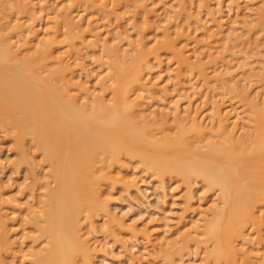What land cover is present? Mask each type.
I'll use <instances>...</instances> for the list:
<instances>
[{"label": "rangeland", "instance_id": "374dc122", "mask_svg": "<svg viewBox=\"0 0 264 264\" xmlns=\"http://www.w3.org/2000/svg\"><path fill=\"white\" fill-rule=\"evenodd\" d=\"M10 1L11 4L10 2L7 1L8 4H10L7 6H12V8L6 7L7 9L5 8L6 10L4 9L3 10L4 12L3 11L0 12V17L2 19L5 18L3 19L2 22L5 21L4 23L6 22L9 23V26H11L10 30L13 28L14 31V32L11 31L12 33H10V36L12 34L11 37L9 36L10 38L15 37L14 39L13 38L10 39L12 40V42L10 41V43L13 44L16 43L14 44V46L15 45L18 46V44L21 45L24 42L23 40L27 39L26 37L27 34L25 35L22 32V30L24 31L25 28H29L31 26H33L36 29V33L39 35V37H42L43 39L46 40L48 39V41H50L51 39H56L53 40L56 43L54 44V47L56 46L57 49H59V51L63 53L62 55L67 58L66 60L70 59L72 68L70 69V71H68L70 72L69 79L72 78L70 80L74 81L77 84L76 85L74 82H71L76 87H74L73 85H69L70 80L68 79L69 80L68 89L69 87L71 88V86L74 87V88L72 87V90L69 89L70 93L72 91H73L72 93H74V91L77 90V87L79 91L81 90V87L82 88L85 87L86 89L88 88L89 92L92 91L93 99L101 98V100H104L106 102L109 101L108 99H110L111 102L113 101L112 100L113 90L109 88L107 90H103L102 92L100 80L104 79L106 75L108 76L109 74H111V71L109 70L110 59L107 57L108 53L106 51L107 49L111 51V49L115 45L114 48L120 49L122 55L123 54L127 55V58L129 59L126 58V61L131 60L132 58L135 59L139 57L137 60V65L140 67V69H143L142 76L144 77L146 76L145 78L144 77L142 78L143 82H141L144 85V87H142L140 93L139 90L138 91L136 90V92L131 91L130 94L132 96L131 95L130 96L131 99L136 101L138 104L140 105H142L141 103L145 104V106L142 105L139 108H141L143 112L145 111L147 113L146 114L144 112L146 116L147 115L150 116V117L147 116V118L152 123V125L148 127V130L153 131L152 133L163 135L173 132L176 135L179 131V126H180L178 124V121L176 120L177 117H180V119H182L181 121L185 120L183 123L184 125L187 126V128L190 127L193 118H196L197 120L201 119L200 122L202 123L203 126L205 125L204 127H206L205 128L206 131L211 132L212 129L218 128V127L215 128V126H218L219 114L225 115L232 108H234L236 111L240 113L239 114L237 112L239 115V119L241 117L242 118L240 120L238 118H234L237 116L236 113L234 112L235 110L232 109L233 110L232 113L228 115L229 127H231L234 124V122L237 121L238 123L236 127H234V130L237 131L236 133L239 134L238 136H240L241 133L245 134L246 129L248 132L250 131L248 130L250 123H248L249 121L248 122L246 121L249 118H245L246 117L245 111L246 109H248V106L250 108L249 100L242 97L243 95H241L240 93H237L238 92L237 90H235L236 92H233V90L228 89L229 85L232 86V84H229L226 87H223L224 85L220 86L219 87L220 89L216 87L218 92L215 97L213 96L214 98L211 97L209 94H206L208 90L205 89V87L203 86H198L200 85V78L197 75L198 71L194 70L193 72L191 71L189 72L187 65L183 64L185 66L184 68V66L179 64V61L177 63L178 57L176 55V52L174 50L167 48L166 46H164V44L169 43L171 41V38H174L175 35L173 34V32H175L174 29H176L177 26L176 24L182 23L181 26L182 25L183 26L181 27L179 25L180 26L179 28H181V31L185 32L184 34H182L181 32L182 38L180 39L182 41L184 39L183 41L184 43L182 42L183 43L182 45L185 46L184 53L186 57L190 59V61H194V59L196 58L194 53L195 51L196 52L199 51L197 47V41L199 38L200 39L205 38L203 39L204 41L207 40L208 36L210 37V35L208 34H207L208 36L206 35L207 37L204 35L206 34V32H209L207 30L211 25H212L210 27L211 29L213 30L216 29V31H218V28L214 27V25L216 26V22L217 23L224 22L226 26L223 25L224 27L223 29L224 31L226 30L229 31V32L226 31L227 34L232 32L233 29V31L236 32L237 34L244 35V31L246 30L245 22L246 20L252 21L256 17L257 15L256 11L262 5L261 0H239L240 1L239 5L238 3L234 4L233 2H231L232 0L230 1L229 0H213V1L188 0V2L186 0V7L183 11H181L182 16L179 17L178 19H175V16L180 12V4L176 3L178 0H95V1L94 0H32V1L10 0ZM35 3H37V5ZM208 3L210 4V6L208 5ZM232 3L235 6V8L232 5ZM255 6L258 8H256ZM166 8L169 11H166ZM254 8H256V10ZM36 9H37V13H36ZM147 9H149V12H147ZM38 10L39 11L41 10V12H39ZM253 10H255V12H253ZM213 11L215 12L213 13ZM2 14L6 16L4 17V15L2 16ZM6 17L8 18V20L10 19L11 21L10 20L8 21ZM67 17L71 19L70 21L74 23V26L76 28L75 29L76 31L75 30L73 31V34L76 33V35H74L75 38L73 34L69 32L68 29L69 26L68 25L64 26L66 24ZM228 17H230V19ZM161 20L163 21L165 20V22ZM180 20H183V22ZM230 20L231 22L232 21L234 22L232 23L227 22ZM203 24H205V26ZM20 26H22L23 28ZM63 26L66 28H64ZM15 27L19 30L16 29L17 31H15L14 30ZM185 27H187V29ZM258 29H255V31L253 32L252 37L253 38L255 37V39H253L252 42H246L249 38L248 37L249 35L247 36L245 31V35L243 36L244 38L240 42L241 44L239 43V46L237 45L238 47H240L241 50L239 49L240 51L239 52L237 51L238 49L236 48L237 60L235 59L234 63L239 62L238 64H240L241 63L240 61H242V59L244 58V60L246 59L247 61L251 62L252 64L251 66L256 67V68L254 67L253 70L251 71L252 73H250L252 74L251 76L252 78L251 77L248 78L250 82L248 80L247 81L249 83H247V81H244L242 82L243 85L241 86H243L245 89L247 88L248 91L247 95L250 96V98L252 99L256 98L255 100L257 102L259 100L258 103L263 104L264 102V93H263L264 91V66H263L264 65L263 64L264 63V59H263L264 32H262V30L264 29L262 30L261 29L258 30ZM104 30L106 31V33L103 34V32H105ZM257 30L260 32H258ZM20 31L21 34L16 33ZM96 32L99 34L98 36L94 35V33ZM191 33L193 34V36ZM226 33L224 32V34ZM22 34H23L22 38L25 37V39L22 38L20 39V37H18L21 36ZM175 34L177 35V33ZM67 35H69L70 37L68 38ZM172 35L173 37H171ZM197 35H199V38ZM86 37L88 40L86 39ZM70 38L72 39V41L70 40V42H68ZM217 38L210 37L208 38V40L214 41ZM82 39L84 40L86 39V40L82 43ZM94 40L95 42H93ZM53 41L51 40V42ZM72 42H73V46L70 47V43ZM229 43H231V41ZM35 45L36 48L34 47ZM35 45L33 46L34 49L30 48L28 51L27 50L25 51L29 52L30 54L36 53L38 51L37 48H39V46H37V44ZM142 46H147L145 48L146 49L148 48L147 51L149 50L151 51V53L156 48L158 47L161 48L156 50L155 53L148 54L147 52L141 53L140 48ZM20 50L24 51V48L23 49L21 48ZM31 50L32 52H30ZM73 55L74 56L76 55L75 61L73 60L75 58ZM140 55H142L141 56L142 58L144 57L142 60ZM131 61L130 63L133 62ZM184 70L186 71L185 73L183 72ZM243 72L244 70L242 68H238L236 73L238 76H241L239 74ZM150 78L153 82L150 80ZM152 78H154L155 80ZM148 82L149 84H147ZM185 82L187 84H185ZM160 83L161 85H159ZM171 86L174 87V89ZM186 87L188 89H186ZM243 87L241 88V90L243 89ZM213 92H216L215 89ZM78 93L75 94L77 95ZM132 93H135V95ZM215 94L216 93H214V95ZM101 95L106 97V100ZM181 97L182 99H180ZM93 101H91V103L96 104L95 102L96 100ZM111 102L108 103L111 104ZM92 106L95 105L92 104ZM211 106H213V108ZM158 107L162 112H160V110H157L159 109ZM177 108L178 111L176 110ZM181 108L184 109L181 111ZM168 110L172 111L173 115H171V112ZM214 111H216L217 114H214L213 113ZM154 112H156L155 116H154ZM179 113L182 114L180 115ZM243 118H245V120ZM232 119L234 122L232 121ZM231 123L233 124L231 125ZM240 127L243 130L240 129ZM26 139L28 140V141L25 140V142L27 141V144L24 143V146L20 147L19 145H17L16 140H14V138L11 135L9 134L7 135V133L4 130L0 129V201L3 199V201L0 202V207H1L0 214H2V217L5 219V225H6V227H3L0 222L1 224L0 233L2 231H6L10 239L12 240L13 247L15 248L14 249L12 247L13 250L12 248H9L6 250H2L0 252L1 253L0 264H7V263L34 264L32 262V257L30 256L31 251L39 250L44 245L43 242H46L43 239L41 241V238L40 239L38 238V240L35 241V242L38 241V243H35L33 241L35 240L34 238L35 236L38 235L39 231H37L38 227L35 226L37 225V222L34 223L36 220L35 221L33 220L35 219L33 218L34 214L30 212L34 210L33 208L35 207L33 206H35V203L40 198L41 199L44 198L42 196L43 189H41L45 185L44 183L46 182V184H49L47 182L51 181L50 184H52V181L54 182V178L52 179L51 175H49L50 165L47 166L49 163L47 160H45L44 153L42 151L41 153L38 151L39 148L36 145V143L33 142L34 143L33 144L31 142L33 141V139L31 140L30 137H27ZM103 156L104 155H102V157ZM124 159L125 162L123 161ZM123 160L118 161V163L115 162L110 168V170L111 169L112 170L110 172L108 170L109 173L107 174V177H104V179L101 180L102 183L100 182L101 188L98 193L99 196L96 195L94 200L91 201L90 203L91 206L93 207L91 211L92 214L94 213L93 216L88 218L87 216L90 215V214L88 215L89 213L88 211H85L87 212V214L84 212L81 215L82 222L80 221L81 223L80 226L81 229H83L81 230V232L85 231L84 233L87 232L90 233V235L87 234L89 236L88 240L90 241L89 242L90 250L91 252H93L94 255H96L94 257V255L91 253V256L93 255L91 258L92 261L91 263L93 264H166V263L167 264H218L214 261V259H212L208 255V251L206 249V247L208 248L212 242L211 241L203 242L202 239L205 235L201 233L204 230L203 227H205V224L207 222L206 220H209L210 219L209 217L213 216L212 213H214V210H217L221 204L219 189L210 187L203 179L200 178L192 180L191 184L187 185L185 182L181 181V179L174 174L171 175L169 173H166L163 175L164 177L157 173L155 175V173L152 172H156V171L147 170L145 167H142V165L138 164L135 161V159L132 160L129 159L128 157H125L123 158ZM117 170L120 173H117ZM117 174L119 176H117ZM47 175L50 177H48ZM124 176L126 178L128 177L127 179H129L130 182L132 181L133 182L128 183L129 180L127 181V179H125ZM162 178L164 179L163 182H162ZM134 179H136V181ZM54 184L55 182L52 184V186H54ZM30 204L32 205V207ZM104 204L107 205V207L110 209V211H112V213L117 219L119 220L121 219L120 220L121 222H119L118 220L111 219L109 216L105 214V212H103L104 210L103 207L101 206ZM26 206L27 208L25 209ZM257 206L258 207L255 208L256 215L259 214L258 217H260V219H263L264 221V207H262L264 206V201L258 204ZM196 232L198 233L197 235H195ZM246 232L248 235H246ZM244 234L246 236L242 238H237L236 241H234V245L239 249L238 250L239 255L236 257V262L238 264H247V263L262 264V262H264V255H263L264 222L260 225L249 223L245 228ZM201 235L202 237H200ZM167 242H169L170 244L169 243L165 244ZM19 247H21L22 249ZM7 250H9V252L11 251V253L8 254ZM14 250L17 251L18 253L15 252ZM19 250L22 252H19ZM80 257H82L81 254ZM261 257L263 258V260ZM78 260L84 261L83 258H80ZM242 260L244 261L247 260V261L244 262ZM220 264H226V263H220Z\"/></svg>", "mask_w": 264, "mask_h": 264}, {"label": "bare ground", "instance_id": "6f19581e", "mask_svg": "<svg viewBox=\"0 0 264 264\" xmlns=\"http://www.w3.org/2000/svg\"><path fill=\"white\" fill-rule=\"evenodd\" d=\"M7 1L10 2L11 4L10 0H0V12H2L6 7L12 8V6H7L10 5L8 4ZM178 1L176 3L180 4V12L175 16V19H178L179 17L182 16L181 11H183L186 7V0H178ZM231 2H233L234 4L238 3V5L240 4L239 0H232ZM261 2L262 5L260 6L259 4L260 8L255 6L256 8H258V10L256 11L257 15L254 13L256 17L252 21L246 20L245 22L241 20L246 23L245 31L247 36L249 35L248 36L249 38L246 42H252V40L255 39V37L254 38L252 37L255 29L258 28H259L258 30L264 29V0H261ZM35 4L37 5V3ZM208 5L210 6L209 3ZM256 8L254 9L256 10ZM255 10H253V12H255ZM166 11L169 10L166 8ZM39 12H41V10ZM147 12H149V9H147ZM214 12L215 11H213V13ZM36 13H37V9H36ZM4 14H2V16ZM5 16L6 15H4V17ZM228 18L230 19V17ZM3 19L0 17V129L4 130L7 133V135L8 134L11 135L14 138V140H16L17 145H19L20 147L21 146L23 147L24 143L27 144L28 141L26 139L27 137H30L31 140L33 139V141L31 142L36 143V145L39 148V149L37 148L38 151L40 153L41 151L44 153V158L49 163L47 166L50 165L49 175H51L52 179L54 178V182H55L54 186H52L54 182L52 181V184H50L51 182L50 180H49L50 182H47L49 184H46V182L44 183L46 186L44 184H41L44 185L41 188L43 189L42 196L44 198L43 199L38 198L40 201L38 200L39 202L38 201L36 202L37 205L35 203V206H33L35 207L33 208L34 210L31 209L32 212H30L34 214L33 218L35 219L33 218L32 219L34 221L36 220L34 223L37 222V225L35 226L38 227L37 231H39L38 235L35 236L34 238L35 240L33 241L35 242L36 240H38V238L39 239L41 238V241L42 239L46 241L43 242L44 245L42 246V248L40 249L38 248L39 250L37 251L36 250L31 251L30 256L32 257V262L34 264H82V263L93 264L91 263L92 262L91 258L94 254L90 250V245H89L90 241L88 240L89 236L87 235V234L90 235V233H88L87 231H86L87 233H84L85 231L81 232V230H83L81 229L80 226L81 215L85 211H88L89 212L88 215L89 214L90 215L87 217L89 218L93 216L94 213L93 214L91 213L93 207L91 206L90 203L91 201L94 200L95 196L98 195L100 191L101 188L100 184L102 183L101 180L104 179V177H107V174L112 170V169L110 170V168L115 162L118 163V161L123 160V158L125 157H128L129 159L132 160L135 159V161L138 164L142 165V167H145L147 170L156 171V172L151 171L152 173H155V175L156 173L162 176L166 173H169L171 175L174 174L177 177H179L181 181L185 182L187 185H190L192 180L200 178L203 179L210 187L218 188L220 192L219 195L221 199V204L217 210H214V213H212L213 216L209 217L210 218V219L208 218L209 220H206L207 222L205 224V227H203L204 230L202 233L201 232L200 233L205 235L202 239L203 242H207V241L212 242L208 248L206 247V249L208 251V255L212 259H214L216 263L238 264L236 262V257L239 255L238 254L239 249L234 245V241H236L237 238H242L248 235L247 232L246 235L244 233H245V228L249 223L260 225L264 222L263 219H260V217H258L259 214L256 215V209H255L256 207H258L257 206L258 204L264 201V102L263 104H260L258 103L259 100L258 102L255 100L256 98L255 99L250 98V96L247 95L248 94L247 88L245 89L243 86H241L243 85L242 82L247 81L248 78L252 76V74L250 73H252L251 71L255 66L254 67L251 66L252 65L251 62L247 61L246 59L244 60V58L242 59V61H240L241 62L240 64H238L239 62L234 63V60L236 59L237 56V51H239L240 49V47H238L239 43L243 40L245 31L243 30L244 35H242V34H237L232 29V32L227 34L226 33L227 30L224 31L223 29L224 28L223 25H225L224 22L223 23L216 22V26L214 25V27L218 28V31H216V29L215 30L211 29L210 28L212 26L211 25L207 30L209 32H206L204 36L208 34L210 35V37H216V38L219 37V38H217L214 41L211 40L209 41L208 38L210 37L207 35L208 36V37L206 36L207 40L203 41V39L205 38L203 39L201 38L202 39L201 40L199 38V35H197L199 38L197 41V47L199 51L197 52L195 51L194 53L196 57L195 58L196 61L195 59L194 61H190V59H188L184 53L185 46L182 45L184 43L183 42L184 39L183 41L180 39L182 38L181 32L182 34H184L185 32L181 31V28H179L182 23L176 24L177 25L176 29H174L175 32L172 31L173 34L175 35L174 38H171V41L169 43H165L164 46L176 52V55L178 57L177 63L179 61L180 65L182 66H184L183 64L187 65L189 72L190 71L193 72L194 70L198 71L197 75L200 78V85L198 86L205 87V89L208 90L206 94H209L211 97L213 96L215 97L218 92L217 88L220 89L219 88L220 86L224 85L223 87H226L227 85L232 84V86L229 85L228 89L233 90V92H236L235 90H237L238 91L237 93H240L241 95H243L242 97L248 99L250 108L248 106V109H246L245 118H249L246 121L247 122L249 121L248 123H250L249 128L251 129L248 128V130L250 131L248 132L247 129L245 128L246 133L245 134L241 133L240 136H238L239 134H237L236 133L237 131L234 130V127H236L238 122L237 121L234 122L233 119L232 121L234 122V124L231 123V125L233 124L234 126L232 125L233 126V127L231 126L232 128L229 127L228 115L232 113L233 110H235L234 108H232L233 110L232 109L229 110V112L225 115L219 114L218 126H215V128L216 127L218 128L212 129L211 132L206 131L205 129L206 127H204L205 125L203 126L202 123L200 122L201 119L200 120L198 119L199 120L198 121L196 118H193L191 122L190 121L191 119L189 118L191 125L189 128H187V126L184 125L183 123L185 120L181 121L182 119H180V117H177L176 120L180 125L178 133L175 135L172 132L173 133L172 135V133L170 132L168 134L159 135L157 133H152L153 131L148 130V127L151 126L152 123L147 118L148 115L147 116L145 115L146 112L144 111L145 112L144 113L142 109L139 108L142 105L145 106V104L140 102L142 104L140 105L136 101L131 99L132 96L130 94L131 91L136 92V90L137 91L139 90L140 93L142 87H144V85L141 83L143 82L142 78L144 77L142 76L143 69H140V67L137 65V60L139 57L135 59L132 58L134 59V60L131 59L133 62L131 60L126 61L127 55L125 54L122 55L120 49L114 48L115 45L112 48L113 50L112 49L111 51L108 49L107 51L105 50L108 53L107 57L110 59L109 70L111 71V74H109L108 76L106 75L104 79H101L100 85L102 88V92L103 90H107L109 88L113 90L112 102L110 101V99H108L109 101L107 102L101 100V98L93 99L92 91L89 92L88 88L86 89L85 87L83 88L81 87L82 91L81 90L79 91L78 87L77 90L75 88V90L78 91L79 93L76 91H74V93H72L73 91L70 93L69 89L72 90L73 86L76 87L73 83H71L74 82L70 80L72 78L69 79L70 72L68 71H70V69L72 68L71 62L70 59H68L69 61L66 60L67 58L62 55L63 53H61L56 46H55L56 48L54 47V44L56 43L53 40L56 39H51L53 41L51 42V40L48 41V39L46 40L43 39L42 37H39V35L36 33V29L33 26H31L29 28H25L24 29L25 32L22 30V32L25 35L27 34L26 36L27 39L23 40L24 42L21 45L18 44L19 47L17 45L14 46V44L16 43L14 44L10 43V41L12 42V40L10 39L15 38V37L10 38L12 36V34L10 36V33L14 32L13 28L10 30L11 26H9V23L7 22L4 23L5 21L2 22ZM70 20L71 19L67 17L66 24L64 26L68 25L69 32L73 34V31L76 28L74 26V23L71 22ZM180 21L183 22V20ZM163 22H165V20ZM227 22H231V20ZM203 25L205 26V24ZM185 28L187 29V27ZM16 29L17 28L15 27L14 28L15 31L19 30ZM224 32L226 34H224ZM262 32H264V30H262ZM16 33L21 34V31ZM104 33H106V31L103 32V34ZM175 33H177V35ZM74 35H76V33H74L73 36ZM94 35L98 36L99 34L96 32L94 33ZM22 36L23 34L18 37H20L21 39ZM67 36L68 38L70 37L69 35ZM171 37H173V35ZM71 38L69 39L68 42H70V40L72 41ZM22 39H25V37ZM85 40L82 39V43ZM230 41L232 44L229 43ZM93 42H95V40ZM35 44L39 46V48H37L38 51L36 53L30 54L29 52L25 51V50L28 51L30 48H33ZM72 46H73V42L70 43V47ZM34 47L36 48V45ZM145 47L147 46H142L140 48L141 53L147 52L148 54H152L155 53L156 50L161 48L158 47L155 50H153L151 53V51L148 50L149 51L148 52L147 51L148 48L146 49ZM21 48L22 49L24 48V51L20 50ZM30 52H32V50ZM142 55H140V57ZM74 57L75 58L73 60L75 61L76 55ZM143 58L141 57V60ZM130 61L132 63H130ZM237 67L242 68L244 70L243 72L244 74L240 73L239 75L241 76H238L236 73L238 69ZM183 72L185 73L186 71L184 70ZM65 74L66 75L68 74L67 75L68 78L66 77ZM68 79L70 80V84L68 82L69 81ZM248 81L247 83L250 82ZM186 82L185 84L188 83ZM68 84L73 86H71V88L69 87L68 89ZM147 84H149V82ZM159 85H161V83ZM242 87L243 89L241 90ZM172 88L174 89V87ZM186 89L188 88L186 87ZM214 89L216 92H213ZM75 93L78 94L76 95ZM214 93L216 94L214 95ZM132 94L135 95V93ZM101 96L104 97L103 95ZM104 98L106 100V97ZM180 99H182V97ZM93 100H96L95 101L96 104L91 103V101ZM108 102H111V104H109ZM92 104L95 106H92ZM211 107L213 108V106ZM183 109L181 108V111ZM157 110H160V108ZM176 110L178 111V108ZM160 112L162 111L160 110ZM170 112L171 115H173L172 111ZM215 112L216 111H214L213 113L217 114V112L216 113ZM234 112L236 113L237 116L234 118L239 119V115H238L239 112L236 110ZM155 114L156 112H154V116ZM245 118L243 119L245 120ZM240 129L242 128L240 127ZM25 140L27 141L25 142ZM102 155L104 156L102 157ZM123 161L125 162V159ZM117 173L120 172H118L117 170ZM117 176L119 175L117 174ZM124 178L127 179L128 177L126 178L124 176ZM128 180L129 179H127V181ZM134 180L136 181V179ZM163 181L164 179L162 178V182ZM132 182H130V180L128 181V183H132ZM1 201H3V199ZM101 207H103L104 210L103 212H105L107 216H109L111 219L118 220L119 222H121L120 221L121 219L120 220L117 219L112 213V211H110V209L107 207V205L104 204ZM26 208L27 206L25 207V209ZM85 213L87 214V212ZM0 222L3 227H6L5 219L2 217V214H0ZM197 232L195 235L198 234ZM200 237H202V235ZM35 243H38V241ZM168 243L169 242L165 244ZM12 247H13V243L9 235L7 234L6 231H2L0 233V252L2 250H6ZM7 251L8 254L11 253V251L10 252L9 250ZM19 252L22 251L19 250ZM91 253L93 254L92 256ZM80 254L82 257H80ZM95 256L96 255H94V257ZM77 257L78 259L83 258L84 261L78 260ZM0 262H1V253H0ZM262 264H264V262H262Z\"/></svg>", "mask_w": 264, "mask_h": 264}]
</instances>
